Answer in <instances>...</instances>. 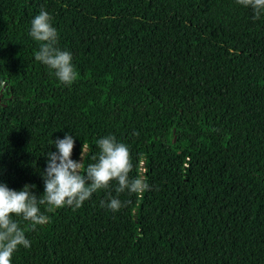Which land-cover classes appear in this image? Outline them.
<instances>
[{
    "label": "trees",
    "instance_id": "1",
    "mask_svg": "<svg viewBox=\"0 0 264 264\" xmlns=\"http://www.w3.org/2000/svg\"><path fill=\"white\" fill-rule=\"evenodd\" d=\"M77 79L35 60L41 9ZM237 0H0V184L39 198L47 153L71 134L84 169L112 135L130 179L26 228L12 264H264V15ZM116 183L109 191L117 197ZM130 201V203H129ZM25 228V222L20 223Z\"/></svg>",
    "mask_w": 264,
    "mask_h": 264
},
{
    "label": "clouds",
    "instance_id": "2",
    "mask_svg": "<svg viewBox=\"0 0 264 264\" xmlns=\"http://www.w3.org/2000/svg\"><path fill=\"white\" fill-rule=\"evenodd\" d=\"M245 8H251L254 20L264 15V0H237ZM30 37L39 45L34 53L35 60L45 65L63 85L71 86L77 79L72 54L57 47L58 32L52 24L51 15L40 10L31 21ZM98 156L92 159L96 163L84 169L86 145L83 144L80 161L72 159L75 140L71 134L63 139L54 140L57 151L47 153V166L43 170L42 179L45 191L39 198L33 192L32 185H25L20 191L0 184V264H12L14 253L19 247L30 248L31 242L26 238L25 230L31 227L46 225L49 217L41 212L45 206L48 213L63 207L79 209L94 193L107 191V200L101 201V207L118 212L124 205L118 196L129 194L142 195L150 187L145 178L130 179L133 164L128 147L109 135L99 139ZM116 183L117 197L109 191L112 183ZM130 203V201H129ZM25 222V228L20 223Z\"/></svg>",
    "mask_w": 264,
    "mask_h": 264
},
{
    "label": "water",
    "instance_id": "3",
    "mask_svg": "<svg viewBox=\"0 0 264 264\" xmlns=\"http://www.w3.org/2000/svg\"><path fill=\"white\" fill-rule=\"evenodd\" d=\"M4 87L0 90V103H1V99H2V91H3Z\"/></svg>",
    "mask_w": 264,
    "mask_h": 264
}]
</instances>
